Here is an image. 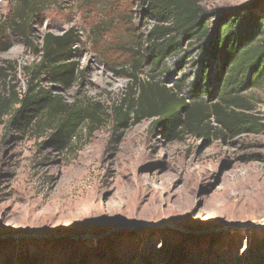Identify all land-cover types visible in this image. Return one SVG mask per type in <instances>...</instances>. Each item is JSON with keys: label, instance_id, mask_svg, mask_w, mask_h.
<instances>
[{"label": "rangeland", "instance_id": "rangeland-1", "mask_svg": "<svg viewBox=\"0 0 264 264\" xmlns=\"http://www.w3.org/2000/svg\"><path fill=\"white\" fill-rule=\"evenodd\" d=\"M85 1L43 0L28 41L37 46L45 33L72 31L77 75L59 93L101 112L125 92L129 51L155 20L138 0H123L121 14L114 3ZM254 1L264 10V0L200 3L223 9ZM12 2L0 0V67L12 69L0 85L4 97L23 87L39 60L8 27ZM243 94L262 126L210 142L167 140L150 132V120L118 133L104 122L92 132L84 126L57 151L43 144L47 134L1 120L0 264H248L255 247L264 264V81ZM88 200L105 212L72 217Z\"/></svg>", "mask_w": 264, "mask_h": 264}, {"label": "trees", "instance_id": "trees-1", "mask_svg": "<svg viewBox=\"0 0 264 264\" xmlns=\"http://www.w3.org/2000/svg\"><path fill=\"white\" fill-rule=\"evenodd\" d=\"M94 1L101 7L114 3L112 10L122 12L123 0ZM138 1L155 24L129 51L125 92L99 112L98 104L91 110L59 93L69 90L77 75L72 61L77 36L45 33L33 46L30 24L43 0H13L8 27L39 60L18 92L13 89L7 97L0 92V121L5 118L8 126L38 137L47 134L43 144L57 151L66 149L84 126L92 132L104 122L118 133L150 120V132L159 131L167 140L191 135L210 142L256 132L262 124L248 113L252 106L243 93L264 81V10L258 1L245 9H206L200 0ZM11 72L0 67V85H8ZM258 252L257 247L250 250L248 264L262 263Z\"/></svg>", "mask_w": 264, "mask_h": 264}, {"label": "bare ground", "instance_id": "bare-ground-1", "mask_svg": "<svg viewBox=\"0 0 264 264\" xmlns=\"http://www.w3.org/2000/svg\"><path fill=\"white\" fill-rule=\"evenodd\" d=\"M108 206L115 208L113 207V204L111 202L108 204ZM104 212L105 211H104L102 204L94 203L93 200H88L85 204L84 210H82L78 214L72 215V217L85 215V214L86 215H96V214H102Z\"/></svg>", "mask_w": 264, "mask_h": 264}]
</instances>
